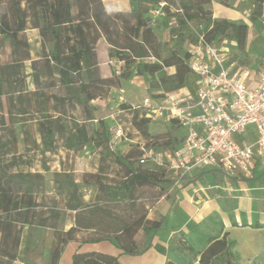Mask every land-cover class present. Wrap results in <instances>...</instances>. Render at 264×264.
<instances>
[{"label": "trees", "instance_id": "16d2710c", "mask_svg": "<svg viewBox=\"0 0 264 264\" xmlns=\"http://www.w3.org/2000/svg\"><path fill=\"white\" fill-rule=\"evenodd\" d=\"M211 1L152 0L151 3L155 8L163 4L162 13L175 19L176 27L169 33L178 42L186 38L195 42L188 31L189 23L196 20L199 25L205 27L201 35L207 43L219 44L223 40L234 43L233 48L236 47L239 53H235L232 48L233 56L240 63L243 60L240 55H244V50L241 49L245 45V27L234 21L213 20L209 9ZM215 1L224 7H230V0ZM253 2L254 7L249 21L258 30L263 27L264 0ZM1 7H4V12L0 13V50L3 48L2 44L6 42V45L11 47V53L6 64L0 62V96L6 95L9 105H12L14 96L25 91L23 74L25 63L29 62L35 86L31 95L34 98L43 96L44 109L43 112H39L41 119L37 121V130L49 143L60 137L64 141V148L72 152L73 156L84 148L93 151L102 148L104 144L108 147L110 134L99 120L97 121L99 128H93L90 121L80 123L76 120H73V126L70 128L65 127L61 120L67 116L69 107L71 109L84 107L92 100L107 98L110 89L119 88L120 80L130 77L134 66L139 75L149 76L174 67V74L161 77L159 80L166 89L165 92L192 85L193 76L186 63L189 58L188 52L186 51L183 56L175 51L167 57L161 56L160 49L163 44L157 41L145 17L150 9L144 8L141 3L129 12H108L103 7L102 0H0V9ZM28 28L36 29L43 39L38 59L31 58L27 41L18 36L19 32ZM100 39H104L110 48L115 50V59L121 62L119 76L109 78L101 76L96 53ZM47 44L50 45L48 52L45 47ZM148 58H153L154 62H147ZM187 78L191 80L190 85H187ZM3 83H9L7 90L2 89ZM40 88H43V94L39 93ZM48 105L50 110L46 107ZM121 107L120 113H128L131 117L130 124L141 135L148 137V125L151 121L140 117V113L132 107ZM14 124L9 109V112L1 117L0 126L9 139L4 144L0 139V162L2 159L3 161L11 159L8 164L0 163V257H10L11 260L15 258L10 256L4 243L12 239L13 243L18 244L20 229L15 227L17 223L34 225V217L37 214L35 208L40 206L37 198L45 184V177L42 174L19 169L21 159L15 154ZM168 128L170 131L173 128L177 129L179 136H168L159 146H153L154 149H175L180 144L182 132L173 122ZM125 138L127 139L126 133ZM24 140L28 141L26 137ZM128 141L133 142L131 139ZM135 145L137 154L131 148L126 153L114 157V163L124 169V176L120 182L106 185L100 180L105 168L102 164L103 154H100L101 165L98 172L81 175L79 183L82 186H93L100 193L94 198L97 206L88 207L86 210L68 198L65 207L75 212L73 225L68 230L57 228L59 214L55 213V223L50 227L53 231V240L49 264H59L66 245L75 241L77 233L82 230L92 229L93 232L83 237L81 243L110 240L124 255L137 256L153 246V239L163 226L165 217L156 211L153 212V217H148L146 206L138 204L139 195L136 191L158 184L167 192L170 183L162 169L146 168L142 171L139 167L133 168L130 160L135 156L138 159L142 153V144ZM65 173V171L53 173L54 183L61 186L60 194H63L62 190L66 189V184H74ZM62 183L65 185H61ZM113 200H126L131 216L129 221H124L117 230L108 231L104 219L97 217V213L103 211V206L98 204L105 205ZM37 223V226H41L38 221ZM230 223L232 227L264 228V224L258 222L249 225L244 214H241L240 223L232 216ZM103 225L105 228H102ZM139 231L142 233L141 246L135 239ZM177 241L180 243L177 254L186 264H237V257L233 252L236 243L230 238L229 232L225 231L222 220L215 216H207L200 223H194L189 235L180 232ZM155 247L162 251L161 247ZM72 264H120V262L118 258L107 254L76 252L72 256ZM165 264L176 263L169 260Z\"/></svg>", "mask_w": 264, "mask_h": 264}, {"label": "rangeland", "instance_id": "374dc122", "mask_svg": "<svg viewBox=\"0 0 264 264\" xmlns=\"http://www.w3.org/2000/svg\"><path fill=\"white\" fill-rule=\"evenodd\" d=\"M122 1H124L127 6L131 5L134 7L138 3H141L144 8L150 9L145 17L147 18L149 26L153 29L157 41L163 44V47L160 49L162 57H167L174 51L178 55L183 56L188 50L189 45L197 41L198 36L202 34L205 28L204 25H199L196 20L192 21L189 23L188 32L193 36L195 42L190 38L178 42L169 33L172 28L176 27L175 19L166 16L162 11L155 12L156 8L151 3L152 0H104V4L111 8L114 5L117 6L122 4ZM230 3L232 5L230 15L237 16L239 19L235 22L245 27V45L241 49L244 50V55H240V57L243 58L240 64L245 68H254L264 59V26L257 30L249 21L254 7L252 0H230ZM176 8H178V6H176ZM2 12H4V7L0 9V13ZM33 43L36 45V41ZM2 46L3 49L6 48L5 43L2 44ZM241 47L242 45L240 43L239 48ZM233 51L239 53L236 47L233 48ZM114 52L115 50L111 48L106 49L104 46L99 47L98 62L102 66L103 74L115 76L113 67L117 65L112 66L108 63L110 58H116ZM8 57V51L3 50L0 61L1 64H6ZM150 62H154V59ZM170 72L171 69L167 68L154 76L146 74L139 75L134 66L131 69L130 77L128 79H121L120 87L111 89L107 98L98 99L84 107L79 106L74 109L69 107L67 116L61 120L65 127L70 128L73 126V120L81 121V119L89 116L95 119V121H91L90 123L93 128H99V123L97 121H102L104 127L107 128V132L110 134L111 126L115 123L124 129L127 139L133 141H122L117 144V146H114L113 150L109 148V142L108 147L104 144L102 148L93 151L86 148L75 157L71 154L67 155L64 150V141L60 137L54 138V140L49 143V141L43 139L39 134L37 130V121L41 119V113L39 112H43L44 109L43 96L34 98V96L31 95L33 92L32 90H35V86L31 78L29 64H26L25 73L23 74L25 91L14 96V103L12 105H9L6 95L0 96V126L1 117H3V114H6L7 111L9 112L10 109L12 118L15 122L13 126L15 135L17 138L22 136L26 137L28 140L25 142L26 146L29 150L36 151V154L32 155L35 164L39 165L41 162L43 168H46L43 169L45 184L43 186V191L38 196L40 201L39 204L43 206V209L39 208L36 210L38 218L40 216L43 218V225L45 226H43V228H29L25 230L20 226L18 244L13 243L12 239L4 243V247H7L10 256H13L15 260H11L10 257H0V264H25L21 261L29 262L30 264H41V251H43L45 247L44 254L48 256L50 245H52V229L50 227L55 223V213L58 212L60 215L59 222L57 223L58 229L64 230L68 225L62 220L67 211L65 206L68 198H70L71 202L79 203L80 206L86 210H88V207L97 206V202L94 200L96 196L100 195L97 189L93 186H82L76 181L79 180L81 171H99L98 168L99 165H101L100 154L104 156V163L102 164L105 166L100 180L106 185L116 184L120 182L124 176V169L114 163V157L117 154H124L131 148H133L135 153L138 152L135 147L136 143H141L142 146L153 147L159 146L168 136H179V131L177 129L173 128L170 131L168 123L158 120L149 123L148 137H145L130 124L131 117L128 113H120L122 109L121 106L136 107L140 105L143 97L151 96L158 91L165 92L166 89L159 83V80L161 77L170 76ZM190 83V78H187V85H190ZM8 85L9 83H3L2 89L7 90ZM39 93L43 94V88H40ZM46 107L50 110L49 105ZM137 111L140 113V110L137 109ZM0 139L2 144L9 141L8 135L1 127ZM19 141L22 140L20 139ZM61 158H63V160H61ZM10 160V158L4 159V161L2 159L0 163L8 164ZM63 164L66 172L65 174H67L66 176L68 179L72 180L74 184L65 185V183H62L61 185H65L66 189L62 190L63 194H60L61 186L54 183L53 173L56 172L57 169H59L61 173ZM130 164L133 168H138L137 156L130 160ZM139 169L143 171L146 167H139ZM207 178L210 182L211 180L209 177ZM205 184L204 181L199 180L194 183V186L197 187ZM136 194L139 195L138 204L146 206L148 217H153L155 208H159L164 204L167 199L166 197L169 196L168 191L166 192L162 188V185L158 184L140 188L136 191ZM98 206H103V211L98 212L97 217L102 218V220L104 219V225L108 227L106 228L108 231L111 229L117 230L124 221H129L131 216V210L126 200H113L105 205L98 204ZM261 218L262 217L258 216L257 220ZM104 225L102 228H105ZM166 229L167 228L160 233V238L163 237ZM229 235L236 243L233 252L237 257V264H264V228L253 229L230 226ZM135 239L141 246V231L138 232ZM62 264H66L65 260Z\"/></svg>", "mask_w": 264, "mask_h": 264}, {"label": "built area", "instance_id": "2783aa9c", "mask_svg": "<svg viewBox=\"0 0 264 264\" xmlns=\"http://www.w3.org/2000/svg\"><path fill=\"white\" fill-rule=\"evenodd\" d=\"M233 46L226 40L207 43L199 35L187 50L191 87L158 91L132 107L140 110V117L173 122L182 132L175 149L142 146L138 167L164 170L175 187L195 168L248 179L258 166H264V59L254 68H245L234 58ZM120 71L118 67L115 72ZM122 141H127L124 130L115 124L109 148Z\"/></svg>", "mask_w": 264, "mask_h": 264}, {"label": "crops", "instance_id": "0c3cea01", "mask_svg": "<svg viewBox=\"0 0 264 264\" xmlns=\"http://www.w3.org/2000/svg\"><path fill=\"white\" fill-rule=\"evenodd\" d=\"M253 2V0H252ZM103 7L108 12H129L133 8V6H127L124 1L122 4L107 7L104 4V0H102ZM254 4V2H253ZM231 3L230 7H224L221 4L217 3L215 0L211 1L209 9L212 12V19L213 20H229V21H238L237 16H231ZM262 9L264 12V3L262 5ZM161 11V4L159 7L156 8L155 12ZM264 23V17H263ZM264 26V25H263ZM208 28L210 27L207 26ZM19 38H22L27 41L29 45V53L32 59H38L41 54V45L43 43V39L40 37L39 32L36 29L28 28L24 31L19 32ZM36 41V45L33 43ZM6 44V42H5ZM108 49L110 46L104 41V39H100L96 46V53L98 59V51L99 47H103ZM46 51L50 50V45L47 44ZM3 50L8 51V56L11 53V47L6 45L5 49L0 50V59L3 55ZM117 63L116 67H113V73L115 76L119 75L116 73V69L121 66V62L117 59L110 58L109 62ZM29 64L30 69V63ZM99 64V71L103 78H109L110 75H106L102 73V66ZM167 69V68H166ZM171 69L170 74L175 73V68L170 67ZM31 73V69H30ZM113 89V88H112ZM111 90V89H110ZM34 91V90H32ZM98 100V99H96ZM96 100H92L90 103H93ZM52 103V102H51ZM77 122H93L95 121L94 118H90L87 116L86 118L81 119V121L76 120ZM115 125V123H114ZM111 126V129L114 127ZM169 126V124H168ZM16 138V156H20L21 159V166L19 169L23 170L24 172L30 173H40L43 175V165L35 164L32 155L36 154V151L29 150V148L25 144L24 136ZM22 141H19V140ZM127 140V139H126ZM128 141V140H127ZM131 142V141H129ZM86 149V148H84ZM83 149V150H84ZM67 155H72V152L64 149ZM82 150V151H83ZM82 151L75 155L78 156ZM14 153V151H12ZM61 153V152H59ZM90 157V156H89ZM88 157V158H89ZM63 160V158H61ZM42 165V166H41ZM60 170L57 169L56 172ZM64 170V164L62 167V172ZM84 173H95L90 171H81V175ZM81 175L79 180L76 182L79 183L81 180ZM211 180L210 182L207 180ZM202 180L206 184L199 185L197 187L194 186V183L197 181ZM168 195L164 204H162L159 208H155V211L162 214L165 219L163 226L158 231L157 235L153 239V246L146 250L144 253L137 255V256H129L124 255L120 249H118L115 244L110 240H103L100 242L94 243H81L82 238L87 236L88 234L92 233L93 230H82L77 233V239L73 242H70L64 248L59 264L65 260V263L72 264V256L74 253H102L107 254L110 256H114L118 258L120 264H165L167 261L171 260L176 264H186L183 260H181L177 254V247L180 243L177 241V237H179V233L183 232L186 235H189V231L192 228L194 223H200L203 221L207 216H215L218 219L222 220L225 231L229 232L230 226V217L232 216L237 223L241 221V214H244L248 224L250 225L252 222H258L260 224H264V166H258L254 174L251 178L248 179H238V178H228L225 176L220 170L217 169H198L195 168L192 171V174L184 179L181 180L178 186L172 187L170 186L168 189ZM37 202L39 198H37ZM232 207V208H230ZM42 208L43 206H39L35 208V210ZM70 214V216H69ZM75 212L67 210L65 213L64 218L62 219L68 225L65 227L64 230H68L73 225V216ZM38 214L34 217V225H27L22 223H17L15 226L17 229H20V226L25 229L29 228H43V218L40 216L38 218ZM68 215V216H67ZM262 217L261 219L257 220V217ZM60 215L58 216L59 222ZM30 220V218H29ZM37 221L41 226H37ZM165 233L162 238H160V233L165 229ZM242 228V227H241ZM243 228H251V227H243ZM51 242L53 240V231L51 235ZM50 242V243H51ZM50 245V250H51ZM155 246H159L162 248V251H159ZM45 247L42 254V262L41 264H49V254L46 256L44 254Z\"/></svg>", "mask_w": 264, "mask_h": 264}]
</instances>
